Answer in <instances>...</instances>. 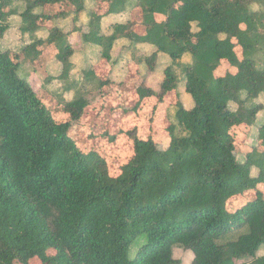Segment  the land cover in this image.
I'll use <instances>...</instances> for the list:
<instances>
[{"label":"trees","instance_id":"obj_1","mask_svg":"<svg viewBox=\"0 0 264 264\" xmlns=\"http://www.w3.org/2000/svg\"><path fill=\"white\" fill-rule=\"evenodd\" d=\"M19 1L24 8L17 12L13 0H0V264H178L175 247L193 253L190 264H264V123L241 159L230 133L235 126L250 131L264 110L255 101L264 97V0H134L129 19L112 24L108 35L102 18L123 13L130 0H95L106 10L92 9L87 24L72 26L107 62L118 38L155 47L141 62L149 72L161 66L158 88L146 84L139 67L117 83L121 104L123 89L137 82L136 102L126 113L145 98L162 101L172 91L177 97L161 146L126 132L133 155L115 177L95 147L85 152L78 145L87 107L102 100L112 81L93 66L70 80L74 50L57 25L71 15L75 20L85 0ZM13 15L21 34L46 29L47 38L34 37L19 51L2 46L16 28ZM49 45L62 65L63 90L81 81L71 100L35 92L23 76L24 62L34 65ZM184 57L188 63L180 62ZM222 60L234 71L216 76ZM180 91L192 107L184 106ZM54 97L67 120L56 121L48 109ZM240 194L253 195L229 211L228 200Z\"/></svg>","mask_w":264,"mask_h":264},{"label":"rangeland","instance_id":"obj_2","mask_svg":"<svg viewBox=\"0 0 264 264\" xmlns=\"http://www.w3.org/2000/svg\"><path fill=\"white\" fill-rule=\"evenodd\" d=\"M59 6L60 4L53 5L51 6V9H55ZM12 7L19 12L24 8V3L19 0H13ZM132 17L138 18L134 12L132 13ZM161 19H163V17L158 16V20ZM9 22L13 26H16L18 23V17L14 15L10 16ZM139 27V25L136 27L138 32H140ZM193 29H195V25H193ZM235 49L236 53L240 56L239 46ZM133 65L134 66H131L130 68L132 72L137 69V64L135 62H133ZM100 68L98 70L100 72L98 75L103 79V77H105L104 75H108L107 67L103 70L101 65ZM174 69L179 76V82H181L182 85L184 77L181 67L176 65ZM233 71L234 69L229 65L228 61L222 60L219 66L215 69L214 74L216 76H223L227 72ZM138 77V74H133L134 79H137ZM159 77L160 73L158 77L149 81V85L157 88ZM131 82L133 85L130 89H123V94L127 98L121 100V104L119 99L117 100V92L119 93L120 90L117 89V84L114 85V82H112V85L109 88L103 89L105 92H103L102 100L94 106L87 107L84 114L85 116L80 121V136H83V138L79 141L78 145L85 152H88L95 147L98 153L101 154V157L105 159L108 173L113 177L121 172L122 166L133 155V142L126 132L133 130L138 138L145 140L151 138L157 146H161L167 140L166 128L170 121L173 120L174 116L170 105L176 101L177 97L173 91L169 92L162 101H158L156 98H145L137 104L135 111H128L126 113L125 111L129 110L130 107L134 105L137 97L134 92V87L137 82ZM36 84L38 85V81H36ZM34 87H36V85H34ZM54 98L55 99L51 101H46L48 109L56 121L62 122L67 120V114L61 110V106L58 104L60 99L57 97ZM230 105L231 108L236 107L235 103H231ZM260 118L261 117H259V119ZM247 132L248 130L246 128H241V126H235L230 130V133L233 135L235 151L238 159L243 158L251 146L256 144V141L252 139L251 135L246 138L245 133ZM113 136L114 138H112ZM253 173L256 174L257 171L255 170ZM261 189L264 190V187H261ZM252 195L253 194H240L230 198L227 202L228 210L234 211L240 208L243 205L244 200H246V197H251ZM178 248L173 251V256L179 257L176 259H180L178 264H190L193 259L191 256L192 254L184 249ZM132 251L134 250L132 249ZM132 251L130 250V256L135 255V251L134 253ZM263 252L264 249L260 250L259 255ZM48 254L54 255L55 250L50 249ZM31 263L39 264V260H31ZM14 264L20 263L15 262Z\"/></svg>","mask_w":264,"mask_h":264},{"label":"crops","instance_id":"obj_3","mask_svg":"<svg viewBox=\"0 0 264 264\" xmlns=\"http://www.w3.org/2000/svg\"><path fill=\"white\" fill-rule=\"evenodd\" d=\"M133 1L130 0V5L128 9L120 14H109L102 18L101 20V29L103 34L111 33V25L114 23H124L130 17V10L133 6ZM107 8V5L104 3H97L95 0H85V10L81 12L77 18H73V16H68L64 19L57 20V25L61 27L66 33H68V41L74 50L73 55L71 56V64L72 68L69 74L70 80H76L79 76H81L82 72L89 67L93 66L96 73H100L98 70L102 65V69L104 70L107 67V74L105 77H109L112 82L117 84L120 82L127 74L130 73V68L133 65V62L137 64L136 68L139 67L141 74L145 78V82L151 88H155L152 85H149V81L159 75V71L161 72V66L155 69L153 72L147 71L144 66V62H141V58L145 56H149L152 52L155 51V47L148 43H139L132 44V42L126 38H118L111 50V61L107 62L104 59L100 58L99 47L95 46L92 43L84 42L80 36V34L76 31H71L72 26L75 24L76 26L85 25L89 22V13L92 9L96 10L98 13H103ZM16 16V15H14ZM17 17V16H16ZM19 19V18H18ZM20 20V19H19ZM16 28L10 33H6L3 37V45L5 48L10 49L12 51L21 50L25 45L31 43L32 38L36 37L39 39H46L48 32L46 29H40L35 32L33 35L28 33L21 34L18 31L20 26V21H18ZM143 27L140 28V32H143ZM33 36V37H32ZM1 43V44H2ZM54 50L51 46H44L42 48L41 56L35 61L34 65H32L29 60L24 62L22 66L23 76L27 79V81L31 84L32 88L35 92H44L49 91L54 94H60L63 96L65 100H71L74 97L76 91L81 90V81H75L74 88L69 90H63V87L67 82L58 79V75L60 70L62 69L61 63L53 58ZM162 62L169 63L170 61L166 58L163 53L157 54ZM189 58H183L180 62L188 63ZM141 62V63H140ZM99 66V67H97ZM101 69V68H100ZM50 77V80H45V77ZM162 80V76L160 75L158 81V85ZM38 81V85L36 84ZM69 83V82H68ZM36 85V87H34ZM157 85V88L159 87ZM80 88V89H79ZM87 88V86H86ZM156 89V88H155ZM181 99L184 102V106L186 108L192 107V99L184 92H181ZM58 98V97H57ZM256 102L262 103L264 105V97L261 95ZM186 104V105H185ZM259 117H261L259 119ZM260 121V122H259ZM264 123V110L260 111L257 115L255 124L250 128V131L246 133L247 136L251 135L252 139L255 141L254 136L257 135V130L260 124ZM255 133V134H253ZM178 248L175 247L174 250ZM180 249V248H178ZM173 250V251H174ZM192 254L189 250H186ZM179 258V257H175ZM180 260V259H178Z\"/></svg>","mask_w":264,"mask_h":264}]
</instances>
